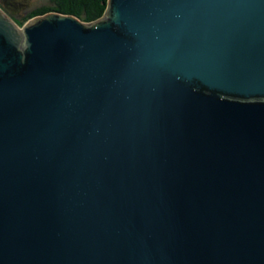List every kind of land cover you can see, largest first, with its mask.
I'll use <instances>...</instances> for the list:
<instances>
[{
    "label": "water",
    "instance_id": "water-1",
    "mask_svg": "<svg viewBox=\"0 0 264 264\" xmlns=\"http://www.w3.org/2000/svg\"><path fill=\"white\" fill-rule=\"evenodd\" d=\"M0 264H264V0L0 8Z\"/></svg>",
    "mask_w": 264,
    "mask_h": 264
},
{
    "label": "trees",
    "instance_id": "trees-1",
    "mask_svg": "<svg viewBox=\"0 0 264 264\" xmlns=\"http://www.w3.org/2000/svg\"><path fill=\"white\" fill-rule=\"evenodd\" d=\"M16 2L12 3L15 4ZM22 4L15 6V10L21 12ZM107 7V0H49L48 6L40 7L33 13H25L20 18L15 16V10H7L0 4V8L12 18V20L19 26L22 27L30 19L44 15L50 12H56L66 15H72L84 23L94 22L104 16ZM17 8H20L19 10ZM13 14H11V13Z\"/></svg>",
    "mask_w": 264,
    "mask_h": 264
},
{
    "label": "rangeland",
    "instance_id": "rangeland-1",
    "mask_svg": "<svg viewBox=\"0 0 264 264\" xmlns=\"http://www.w3.org/2000/svg\"><path fill=\"white\" fill-rule=\"evenodd\" d=\"M16 2L12 5V3ZM0 4L4 6L5 9L9 11L15 10V6H18L19 4H22L21 9L23 10L21 12L15 10V16L17 18H20L21 15H24L25 13H33L37 11L38 8L48 6L49 0H0ZM18 10L20 8H17ZM41 9V8H40ZM14 12V11H13ZM11 13V12H10ZM13 14V13H11ZM14 15V14H13Z\"/></svg>",
    "mask_w": 264,
    "mask_h": 264
}]
</instances>
